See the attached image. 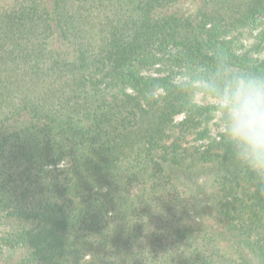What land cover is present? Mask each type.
I'll use <instances>...</instances> for the list:
<instances>
[{"label": "trees", "instance_id": "16d2710c", "mask_svg": "<svg viewBox=\"0 0 264 264\" xmlns=\"http://www.w3.org/2000/svg\"><path fill=\"white\" fill-rule=\"evenodd\" d=\"M263 21L264 0H0V264H264V195L171 86L221 56L264 74L227 39Z\"/></svg>", "mask_w": 264, "mask_h": 264}, {"label": "clouds", "instance_id": "9594fccd", "mask_svg": "<svg viewBox=\"0 0 264 264\" xmlns=\"http://www.w3.org/2000/svg\"><path fill=\"white\" fill-rule=\"evenodd\" d=\"M171 86L190 102L209 101L207 108L220 114L223 143L264 195V74L221 56L211 69L184 67Z\"/></svg>", "mask_w": 264, "mask_h": 264}, {"label": "rangeland", "instance_id": "374dc122", "mask_svg": "<svg viewBox=\"0 0 264 264\" xmlns=\"http://www.w3.org/2000/svg\"><path fill=\"white\" fill-rule=\"evenodd\" d=\"M264 21L257 27H245L233 32L227 39L232 40L233 46L238 52H249L253 57L264 59ZM197 102L205 105L209 101ZM219 113L215 114V117L211 121V134L214 136L219 132H222L220 126ZM181 116L178 117L180 120Z\"/></svg>", "mask_w": 264, "mask_h": 264}]
</instances>
